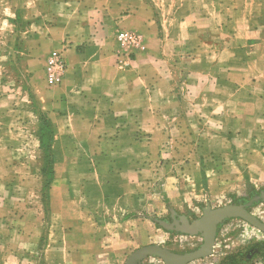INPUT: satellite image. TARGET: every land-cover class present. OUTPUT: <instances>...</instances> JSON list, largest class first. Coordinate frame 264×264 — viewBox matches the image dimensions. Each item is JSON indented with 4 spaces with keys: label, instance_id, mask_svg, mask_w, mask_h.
Segmentation results:
<instances>
[{
    "label": "crops",
    "instance_id": "0c3cea01",
    "mask_svg": "<svg viewBox=\"0 0 264 264\" xmlns=\"http://www.w3.org/2000/svg\"><path fill=\"white\" fill-rule=\"evenodd\" d=\"M121 32L142 47H122ZM62 49L63 83L39 86ZM210 116L226 127L210 133ZM46 143L51 173L37 168ZM180 143L196 192L227 161L232 177L264 184V0H0V264H82L70 257L87 236L88 264H125L148 245L146 211L187 193L161 181ZM49 174L59 211L44 219L36 184Z\"/></svg>",
    "mask_w": 264,
    "mask_h": 264
},
{
    "label": "rangeland",
    "instance_id": "374dc122",
    "mask_svg": "<svg viewBox=\"0 0 264 264\" xmlns=\"http://www.w3.org/2000/svg\"><path fill=\"white\" fill-rule=\"evenodd\" d=\"M43 75L44 74L42 73V75L38 77L39 86L45 82V76L43 77ZM240 115L245 117L246 114L243 111ZM232 119L233 118L231 117V120ZM243 120L247 121L246 119ZM218 125L226 127L223 124H219L213 117L210 116L208 123L210 128L209 132L212 134L218 133ZM170 130L171 131L168 132L170 133L171 138L181 139L182 135L186 137L188 136L191 128L188 129V132L184 131L183 134L175 128ZM199 132L201 133V131ZM219 132L225 134L226 136L232 135V132H230V135L221 130ZM51 133V128L48 126L45 136L49 140L51 139ZM200 135L201 134H197V136ZM152 148L155 150L154 147ZM171 148L174 152L171 156L166 158L167 160H163L165 164L173 167L170 174L171 176L166 177L161 181L167 191L174 188V186H179V188L182 186L183 191L187 188V193L183 195L179 204H174L175 198L170 199L168 196H162L161 209H158L161 211L158 214H153V212L148 214V211H146V214L149 217L146 218L147 228H145L143 232L148 239V245H145L141 249L148 246H160L177 255H186L198 251L204 245V238L201 234L189 235L177 230H167L163 226V223L169 225L170 223H173L176 229V223L182 226L183 220H187L192 223L195 220L202 219L204 217L205 210L209 208L215 210L232 205L244 206L251 215L264 224V191H261L264 190V184L254 186L249 182H244L243 180H238L232 177L230 173L231 163L227 161L224 164L225 176L220 178L217 176V173H214L216 175L209 179V183L207 184L206 179H204V188L201 189L200 192H196L197 190L195 183L193 184V179L191 180L192 183L189 182V172L191 173L192 170L189 171V168L187 169L185 166L186 156L189 154V145L186 146L180 143L179 145H173ZM44 150V162L42 165L39 163L37 168L44 169L45 171L51 173L54 168V164L51 160V147L48 143L45 144ZM24 169L25 165L24 167L21 166V170ZM190 176L192 177V174H190ZM54 181L55 180L52 178L51 174H49L48 178L46 177L43 179V184L40 179L36 184L39 191L44 189V193L42 192L43 195L40 193L38 197L39 205H36V208L44 219L51 217L54 212L59 211L58 207L57 209L53 208L55 204H53L52 195H48V189H53ZM147 182L153 183L154 179L149 178L147 179ZM239 182L241 183L240 186H238ZM157 184L160 183L158 182ZM60 185L64 186L65 193L63 194L65 197H71L68 179H62ZM53 198L54 200H58L57 196H54ZM148 199L150 202L153 201V196L147 195V200ZM41 203L44 204V207ZM158 210L156 211L158 212ZM64 213L66 216V225H72V221H74L75 217L73 206L67 205ZM80 217H82L79 218V220H81L84 225L83 232L84 235H86L85 232L89 233L90 215L84 213ZM85 239L82 238L83 245L81 250H79L81 253H76L77 255L73 254V257H70L71 261L76 260L82 264H88V261L90 260V243L88 236ZM71 246L73 245L71 244ZM138 250L140 249L126 254L124 259L121 260L127 264L131 255ZM71 253H73L72 250ZM106 262L107 261L104 260V263ZM139 264L165 263L157 256H148ZM189 264H264V233L240 218L227 219L218 225L213 254L209 257L198 259Z\"/></svg>",
    "mask_w": 264,
    "mask_h": 264
},
{
    "label": "water",
    "instance_id": "95a60500",
    "mask_svg": "<svg viewBox=\"0 0 264 264\" xmlns=\"http://www.w3.org/2000/svg\"><path fill=\"white\" fill-rule=\"evenodd\" d=\"M231 218H240L264 233V224L251 215L244 206L232 205L215 210L209 208L205 210L202 219L192 223L183 220L182 226L176 223V229L173 225L163 223L167 230H177L189 235L201 234L204 238V245L198 251L177 255L160 246H148L132 254L127 264H139L148 256H157L165 264H189L198 259L209 257L213 254L218 225Z\"/></svg>",
    "mask_w": 264,
    "mask_h": 264
},
{
    "label": "built area",
    "instance_id": "2783aa9c",
    "mask_svg": "<svg viewBox=\"0 0 264 264\" xmlns=\"http://www.w3.org/2000/svg\"><path fill=\"white\" fill-rule=\"evenodd\" d=\"M117 42L126 48L140 49L142 47V37L133 32H121L117 36ZM62 50L53 52L46 61L45 65V81L48 87H59L67 73V63Z\"/></svg>",
    "mask_w": 264,
    "mask_h": 264
}]
</instances>
